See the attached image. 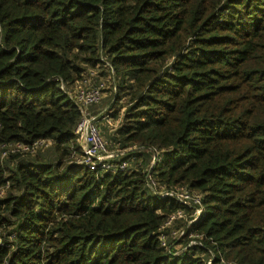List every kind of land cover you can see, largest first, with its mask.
I'll return each mask as SVG.
<instances>
[{
	"label": "trees",
	"instance_id": "16d2710c",
	"mask_svg": "<svg viewBox=\"0 0 264 264\" xmlns=\"http://www.w3.org/2000/svg\"><path fill=\"white\" fill-rule=\"evenodd\" d=\"M97 71L125 170L71 160ZM208 262L264 264V0H0V264Z\"/></svg>",
	"mask_w": 264,
	"mask_h": 264
},
{
	"label": "built area",
	"instance_id": "2783aa9c",
	"mask_svg": "<svg viewBox=\"0 0 264 264\" xmlns=\"http://www.w3.org/2000/svg\"><path fill=\"white\" fill-rule=\"evenodd\" d=\"M111 74H114L112 71ZM64 89V86H62ZM106 90L105 83H87L86 81L83 82L77 89L73 92H68L69 97L75 103V105L79 108L81 112V120L78 124L75 136L77 142L81 146L83 157L86 161V165L91 169H105L110 171H117V170H125L128 166L127 162H122L119 166L115 163L107 160L111 158L108 156L99 157L101 154L106 152V144L104 139L101 136L100 129L98 126V122L103 119L107 121L108 124L111 126L113 125V120L109 114V110H104L97 115H93L90 112V108L94 105H97L103 99L104 93ZM67 92V91H66ZM50 141L41 140L33 143L32 145H17L16 149L14 150H21V151H30L31 153L36 152L39 148H48ZM51 145V144H50ZM164 196H173L171 193H166ZM194 197L186 196H173L175 199L178 200L181 204H189L188 201H194L196 204H201V198L198 195H192ZM201 210H197L194 216H201ZM185 218L182 212H179L177 215L172 216L168 222L167 226L171 225L173 221ZM211 264V262H208Z\"/></svg>",
	"mask_w": 264,
	"mask_h": 264
},
{
	"label": "rangeland",
	"instance_id": "374dc122",
	"mask_svg": "<svg viewBox=\"0 0 264 264\" xmlns=\"http://www.w3.org/2000/svg\"><path fill=\"white\" fill-rule=\"evenodd\" d=\"M97 73H98V71L96 72V73H92V72H90V75L89 76H86V79L85 80H83L84 82L86 81L87 83H94V82H96V83H105L106 84V90H105V94H104V96H103V99H102V101H101V103H99V104H97V105H95L92 109H91V112H92V114L93 115H97V114H99L100 112H103L104 110H109V108H110V106H111V102H112V84H111V82L109 81V79L106 77V78H101V77H99L98 79L96 78V75H97ZM80 86V85H79ZM78 87V86H77ZM77 87L75 88V86L74 87H72L73 89L75 88V90L77 89ZM71 88V89H72ZM65 89H66V87H65ZM66 90H68V89H66ZM120 108H121V110H122V112L121 113H124V111H125V109L124 108H122L121 107V104H120ZM119 123L120 122H116L115 123V125H116V127L114 128V127H112L110 124H108L107 123V121H105V120H103V119H101L99 122H98V126H99V129H100V132H101V136H102V138L104 139V142H105V144H106V152L105 153H103V154H101L99 157H103V156H108L109 155V157H111V158H108L107 160H109V161H113V160H116L117 158H118V156H123V153L122 152H120V151H118V150H116V148L117 147H113L112 145H111V143H109L108 141V136H109V134H111V133H113L114 132V130L119 126ZM108 125V126H107ZM50 142H49V146H50ZM43 148V147H42ZM50 148V147H49ZM48 148V149H49ZM39 149H41V148H39ZM48 149H46V150H44V151H42L41 153H43V154H45V153H47L46 151H48ZM38 150V149H37ZM32 154H35V153H32ZM73 159H74V161H73ZM71 160L74 162V163H76V164H84V165H86V161H85V159L84 158H82V157H80V154H74L72 157H71ZM5 190L6 189H4L3 190V194L5 193ZM177 191H175V192H172L171 194H173V196H180V197H186V196H190V197H194V196H191L190 195V193L187 191V190H185V189H183V188H178V189H176ZM189 202V204L192 202V200L191 201H188ZM184 216L187 218L188 217V215L187 214H184ZM180 220V219H179ZM188 220V219H187ZM185 222V221H184ZM183 235V233H182V231H179V232H175V233H173L172 234V236H173V240L175 241V242H177L178 241V238H179V236H182ZM176 245V244H175ZM177 246V248L175 249V253L176 254H179L180 252H182V251H184L185 249L184 248H182V245H176ZM182 250V251H181Z\"/></svg>",
	"mask_w": 264,
	"mask_h": 264
}]
</instances>
